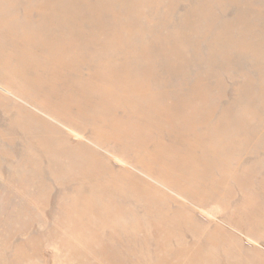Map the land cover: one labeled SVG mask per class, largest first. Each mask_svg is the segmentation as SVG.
<instances>
[{"label": "rangeland", "instance_id": "1", "mask_svg": "<svg viewBox=\"0 0 264 264\" xmlns=\"http://www.w3.org/2000/svg\"><path fill=\"white\" fill-rule=\"evenodd\" d=\"M149 263L264 264V0H0V264Z\"/></svg>", "mask_w": 264, "mask_h": 264}, {"label": "bare ground", "instance_id": "2", "mask_svg": "<svg viewBox=\"0 0 264 264\" xmlns=\"http://www.w3.org/2000/svg\"><path fill=\"white\" fill-rule=\"evenodd\" d=\"M80 31V30H79ZM88 40V39H87ZM97 42V41H96ZM98 43V42H97ZM80 45V44H79ZM87 45V44H86ZM100 45V44H99ZM108 45V44H107ZM75 46V45H74ZM95 48V47H94ZM108 49H109V47H108ZM99 50L101 51V49H100V47H99ZM104 51V50H103ZM80 53V52H79ZM111 53V52H110ZM79 58V57H78ZM114 59V58H113ZM6 63H8V62H6ZM52 63V62H51ZM64 63V62H63ZM100 64V63H99ZM108 64H109V62H108ZM107 64V65H108ZM67 66V65H66ZM50 67H52V66H50ZM54 69H55V67H54ZM56 70V69H55ZM123 72V71H122ZM128 75V74H127ZM44 77V76H43ZM48 77V76H47ZM47 79V78H46ZM87 79V78H86ZM35 82V81H34ZM36 83V82H35ZM37 84V83H36ZM44 85V84H43ZM150 85V84H149ZM40 86V85H39ZM138 86V85H137ZM120 87V86H119ZM146 89V88H145ZM73 90V89H72ZM147 90V89H146ZM149 91V90H148ZM64 92V91H63ZM127 92V91H126ZM128 93V92H127ZM93 98V97H92ZM56 99V98H55ZM59 99V98H58ZM85 101H88V99L87 100H85ZM94 101V100H93ZM79 102V101H78ZM41 105H42V103H41ZM49 107V106H48ZM85 107V106H84ZM50 109V108H49ZM85 109V108H84ZM53 110H51V112H52ZM50 112V113H51ZM129 113V112H128ZM51 115H52V113H51ZM60 115H61V113H60ZM56 116V115H55ZM62 116V115H61ZM59 117V116H58ZM143 118V117H142ZM55 120V119H54ZM10 130V129H9ZM22 134V133H21ZM20 134V135H21ZM78 136V135H77ZM79 138V137H78ZM169 140V139H168ZM173 148V147H172ZM23 151V150H22ZM147 151V150H146ZM23 153V152H22ZM173 153V152H172ZM24 154V153H23ZM137 155V154H136ZM162 155L163 154H161V157H162ZM138 156V155H137ZM148 156V155H147ZM151 156V155H150ZM138 158V157H137ZM175 158V157H174ZM163 159V158H162ZM150 160V159H149ZM118 161L119 162H121L122 164H125L124 163V161L123 160H119L118 159ZM132 161V160H131ZM151 162V161H150ZM139 163V162H138ZM152 163V162H151ZM157 163V162H156ZM139 165V164H138ZM158 165V164H157ZM158 166H160V165H158ZM143 167V166H142ZM145 168V167H144ZM123 169V168H122ZM121 169V170H122ZM162 169V168H161ZM145 171V170H144ZM162 175H164V174H162ZM140 178V177H139ZM142 178V177H141ZM143 179V178H142ZM169 179H171V178H169ZM121 184V183H120ZM123 184V183H122ZM82 186V185H81ZM103 186V185H102ZM102 186L100 187V188H102ZM123 188H125L124 186H122ZM71 188V187H70ZM103 188H105L104 186H103ZM117 188V187H116ZM68 189V188H67ZM74 189V188H73ZM115 189V188H114ZM127 189V188H126ZM106 190V189H105ZM61 192H62V190H60ZM68 191V190H67ZM104 191V190H103ZM65 192V191H64ZM71 192V191H70ZM69 192V193H70ZM84 194V193H83ZM76 197V196H75ZM204 198V197H203ZM143 211H141V213H142ZM146 212V211H145ZM86 218V217H85ZM145 220V219H144ZM93 223V222H92ZM140 225H142V224H140ZM91 227V226H90ZM95 231H97V230H95ZM107 231V230H106ZM100 233V232H99ZM106 236V235H105ZM103 238V237H102ZM111 238V237H110ZM130 237H128V239H129ZM131 238H133V237H131ZM112 240V239H111ZM107 241V240H106ZM149 241V240H148ZM114 242V241H113ZM112 243V242H111ZM144 244V243H143ZM113 247V246H112ZM116 247V246H115ZM143 248V247H142ZM156 248V247H155ZM126 249V248H125ZM150 249V248H149ZM158 252V251H157ZM117 254V253H116ZM123 254V253H122ZM142 257V256H141ZM135 258V257H134ZM143 258V257H142ZM149 258V257H148ZM121 260V259H120ZM116 262V261H115ZM150 262V261H149ZM154 262V261H153ZM128 263V262H127ZM150 264V263H149Z\"/></svg>", "mask_w": 264, "mask_h": 264}]
</instances>
